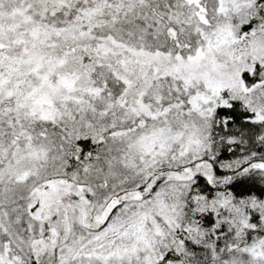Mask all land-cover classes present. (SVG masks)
I'll list each match as a JSON object with an SVG mask.
<instances>
[{
  "label": "snow or ice",
  "instance_id": "6c2138e0",
  "mask_svg": "<svg viewBox=\"0 0 264 264\" xmlns=\"http://www.w3.org/2000/svg\"><path fill=\"white\" fill-rule=\"evenodd\" d=\"M0 264H264V0H0Z\"/></svg>",
  "mask_w": 264,
  "mask_h": 264
}]
</instances>
